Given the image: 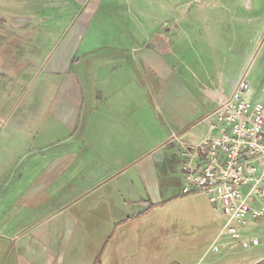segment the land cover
<instances>
[{
    "label": "crops",
    "instance_id": "obj_1",
    "mask_svg": "<svg viewBox=\"0 0 264 264\" xmlns=\"http://www.w3.org/2000/svg\"><path fill=\"white\" fill-rule=\"evenodd\" d=\"M218 2L233 10L51 60L50 94L23 109L30 120L43 113L37 125L22 114L0 126V264H264L263 219L241 227L257 239L247 246L218 235L224 218L208 204L194 202L186 222L163 212L194 195L180 194L172 136L205 138L207 116L245 72L248 97L261 96L252 83L264 78V57L255 69L251 58L264 43V0ZM163 99L177 123L160 112ZM197 123L200 140L181 137Z\"/></svg>",
    "mask_w": 264,
    "mask_h": 264
},
{
    "label": "rangeland",
    "instance_id": "obj_2",
    "mask_svg": "<svg viewBox=\"0 0 264 264\" xmlns=\"http://www.w3.org/2000/svg\"><path fill=\"white\" fill-rule=\"evenodd\" d=\"M218 1L0 0V111H7L4 118L0 116V126L18 122L22 114L25 118L29 116L23 113L28 103L32 102V107L39 108L43 91L50 94L47 78L52 75L51 60L61 55L62 49L70 48L75 58L84 54L91 55V50L83 54L82 46L92 47L94 43H103L107 49L124 47L140 42L141 35H132V32L141 34L143 30L155 28L154 32L166 33L168 29L175 28L182 17L190 16V13L233 10L228 4L219 8ZM263 57L264 43L251 58V69L257 68ZM256 82L252 86L261 95L258 100L264 101V78L260 81L256 79ZM166 102L167 99L159 102L160 112H164L168 120L177 123L164 111ZM42 115L31 120L29 116L27 126H36ZM191 126L199 127L180 128L181 137L189 136L191 141L200 140L204 135L200 127L202 123ZM206 199L201 193L183 197L168 203L163 212L166 217H175V221L186 222L189 216L196 214L194 202L199 205L196 210L207 207V204L212 210L213 206ZM217 217L222 222L224 217Z\"/></svg>",
    "mask_w": 264,
    "mask_h": 264
},
{
    "label": "built area",
    "instance_id": "obj_3",
    "mask_svg": "<svg viewBox=\"0 0 264 264\" xmlns=\"http://www.w3.org/2000/svg\"><path fill=\"white\" fill-rule=\"evenodd\" d=\"M247 72L206 118L209 132L196 143L177 136L180 194H204L224 216L218 235L256 244L241 227L264 220V101L248 97Z\"/></svg>",
    "mask_w": 264,
    "mask_h": 264
}]
</instances>
